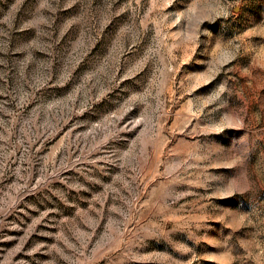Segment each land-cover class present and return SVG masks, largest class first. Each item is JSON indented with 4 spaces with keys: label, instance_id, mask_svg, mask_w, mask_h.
<instances>
[{
    "label": "rangeland",
    "instance_id": "obj_1",
    "mask_svg": "<svg viewBox=\"0 0 264 264\" xmlns=\"http://www.w3.org/2000/svg\"><path fill=\"white\" fill-rule=\"evenodd\" d=\"M0 264H264V0H0Z\"/></svg>",
    "mask_w": 264,
    "mask_h": 264
}]
</instances>
